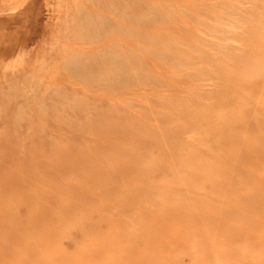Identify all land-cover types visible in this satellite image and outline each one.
Wrapping results in <instances>:
<instances>
[{
  "label": "rangeland",
  "instance_id": "1",
  "mask_svg": "<svg viewBox=\"0 0 264 264\" xmlns=\"http://www.w3.org/2000/svg\"><path fill=\"white\" fill-rule=\"evenodd\" d=\"M9 1L0 40L33 35L0 61L29 74L12 85L30 94L0 90V142L18 145L0 147V200L15 201L0 205V264H264V0H123L140 25L122 32V63L93 66L121 70L117 92L93 73L92 87L75 83L60 59L44 65L60 47L75 53L55 40L67 0L3 12ZM11 155L31 177L7 179Z\"/></svg>",
  "mask_w": 264,
  "mask_h": 264
},
{
  "label": "bare ground",
  "instance_id": "2",
  "mask_svg": "<svg viewBox=\"0 0 264 264\" xmlns=\"http://www.w3.org/2000/svg\"><path fill=\"white\" fill-rule=\"evenodd\" d=\"M33 1V0H32ZM31 1V2H32ZM38 1V0H37ZM46 1H48V0H46ZM57 1H59V0H57ZM69 1V3L67 4V2ZM122 1L123 0H92V3H91V6H85V5H83L82 4V2H81V0H67V1H65V5L63 6V8H64V10L63 11H61L60 10V12H62L61 14H62V16L64 17V23H59V28H58V30H57V32L56 33H58V36L59 37H57V38H55V40L58 42V43H60V42H63L64 44H66V45H68V46H72L73 45V47H75V48H73V50H75V53H72L71 51L69 52V48L68 49H64V48H59V49H55L54 51H52V52H50V51H48V52H50L49 54H48V56L50 57L49 59H47V57H45V59H43V60H45L44 61V63H42V64H44V65H48V64H50V63H52V62H57L56 60L57 59H60V60H58V64L57 63H54V64H57V65H54V68L55 67H57V69L56 70H62V71H64V72H66L65 74H68L69 76H70V78L72 79V80H74V82L77 80L80 84H81V86H82V84H88V85H90L91 86V84H92V81L93 82H95L96 80H97V82H100V84L99 83H97L98 85L96 86L97 88H100L101 87V90H103V92H107V90H111V91H118L119 89L121 90V78H120V76H121V70H118V71H116V72H109V71H107V74L109 75V76H102V77H100V76H98L97 74H96V69H94L93 68V66L95 67V68H99L100 66H102V67H104L103 66V64H105V63H111V64H113L114 66H117V64L116 63H118V64H120V63H122V32H126V30H124V29H127L128 31H130V30H132V29H134L135 27H137V25H140L139 23H140V19L138 20L137 18L138 17H135V8L134 7H129L128 6V10L126 11L125 9H124V7H123V5H122ZM31 2H29L28 4H26L25 6H24V9H21L20 11L18 10V11H16L17 13H20V14H24L25 12H26V10H28L29 8H28V6L31 4ZM124 3H125V1H124ZM126 3H128V2H126ZM141 3V2H140ZM166 3H167V1H166ZM165 3V4H166ZM87 4H89V3H87ZM129 4H130V2H129ZM94 7H93V6ZM16 6H18V0H10L9 1V3H8V5L7 6H5V8H2L1 10H3V12L4 11H6L7 9H9L10 7L11 8H15ZM0 7H2V6H0ZM52 7H54V6H52ZM10 8V9H11ZM60 8V6L58 5L57 6V9L55 10V9H53V11H55V12H57V15L59 14L60 15V12H59V9ZM141 8H143V7H141ZM18 9H19V7H18ZM91 10H98V11H102V12H104V13H102L101 14V16L100 15H97L96 17L98 18L97 20H94L93 18H92V14H93V11H91ZM105 10H107V11H109V13H110V15H111V17H108V16H110V15H108V16H105ZM12 11V10H11ZM126 11V12H125ZM149 11V10H148ZM15 13V12H14ZM52 13V12H51ZM127 13V14H126ZM19 14V15H20ZM126 14V15H125ZM137 15V14H136ZM61 16V15H60ZM95 17V18H96ZM101 17V18H100ZM104 17H106V18H104ZM107 18H111V20H109V19H107ZM121 19V20H123V21H125V23L126 22H128V24H129V27L128 28H126L124 25H122V24H117V23H115V20H117V19ZM144 18V17H143ZM180 18V17H179ZM93 19V20H92ZM161 19V18H160ZM179 21V20H178ZM60 22H62V21H60ZM155 23V22H154ZM158 23V22H157ZM200 23V22H199ZM218 23V22H217ZM146 24V23H145ZM150 24V23H149ZM153 24V23H152ZM203 24V23H202ZM55 26H57V25H55ZM148 26V25H147ZM106 27V28H105ZM15 34V33H14ZM17 34H18V36H17ZM17 34L16 35H14V36H7V34L5 35V34H3V35H5V37L6 38H3V35H1V37L3 38V39H1L0 40V61L1 60H5L6 59V57L11 53H13L14 51H16V50H23L22 48H24V46H25V39H27L28 38V36H32L33 34H31V33H29V32H17ZM202 34V33H201ZM220 34V33H219ZM9 35V34H8ZM124 35V34H123ZM218 35V34H217ZM51 36V35H50ZM14 37V38H13ZM47 37V36H46ZM217 37V36H216ZM145 39H149V38H145ZM45 41H46V39H45ZM161 42V41H160ZM51 43V42H50ZM145 43V42H144ZM141 44V43H140ZM154 44V43H153ZM152 44V45H153ZM157 44V43H156ZM52 45H54V44H52ZM52 45H51V48H52ZM114 46H116V49L114 50V51H110L109 50V47H114ZM168 47H169V45H167ZM49 47V46H48ZM55 47V46H54ZM150 47V46H149ZM50 48V47H49ZM43 50V49H42ZM48 50V49H47ZM94 50V51H93ZM77 51V52H76ZM156 51V50H155ZM67 52H69V53H67ZM97 53H98V55H99V57L102 59L100 62H97V61H91L92 60V57H94V58H96V57H98V55H97ZM15 54V53H14ZM44 54V53H43ZM92 54V55H91ZM156 54V53H155ZM92 57H91V56ZM124 55V54H123ZM152 55V54H151ZM16 55H10V57L11 58H9V59H11V61L13 62L14 61V59L16 58L15 57ZM173 56V55H172ZM8 58H7V62L9 61L8 60ZM36 58V57H35ZM154 58V57H153ZM161 58V57H160ZM53 59V60H52ZM172 59V58H171ZM19 60V59H18ZM42 60V61H43ZM81 60H86V62L83 64L82 63V61ZM133 60V59H132ZM159 60V59H158ZM10 62V61H9ZM12 62H10V63H12ZM39 62V61H38ZM41 62V61H40ZM1 63H2V61H1ZM6 63V62H5ZM4 63V64H5ZM96 63V64H95ZM141 63V62H140ZM3 64V63H2ZM8 64V63H7ZM7 64H6V66H7ZM142 64V63H141ZM9 66H10V64H8ZM22 65V64H21ZM41 65V64H40ZM43 66V65H42ZM42 66H40V67H42ZM49 66V65H48ZM50 66H51V64H50ZM141 66V65H140ZM12 67H14L13 65H12ZM39 67V66H38ZM37 67V68H38ZM3 68V67H2ZM2 68H0V90L1 91H4L6 94H8V93H11V92H16V93H19V90L21 91V95H23V94H25L26 96H27V94H28V96L30 95L29 94V90H27L25 87H28V85H23V86H21V87H19L20 89H18L17 87H15L14 85H12L13 83H16V82H19V80L21 81L22 79H18V77H21L22 76V74L24 73H22L21 71V69H19L20 70V72L19 71H15V70H13L12 69V71L13 72H11V73H9V71H11V67H10V70L7 68L6 70H9L7 73H6V71H4V70H2ZM44 68V67H43ZM47 68V67H46ZM53 68V67H52ZM60 68V69H59ZM105 68V67H104ZM137 68V67H136ZM40 69V68H39ZM49 69V68H48ZM183 69V68H182ZM27 70V69H26ZM41 70V69H40ZM44 70H45V68H44ZM54 70V69H53ZM15 71V72H14ZM23 71H24V69H23ZM42 71V70H41ZM115 71V70H114ZM17 72H19V74H17ZM45 72V71H44ZM48 72V71H47ZM88 74V73H93L94 74V76H95V78H96V80L94 81V80H89V79H92L94 76L93 75H90V76H87V77H85V78H82L83 76H82V74ZM25 74V73H24ZM26 74H27V72H26ZM25 74V75H26ZM45 74V73H44ZM53 74V73H52ZM182 74V73H181ZM27 75H29V74H27ZM59 75V74H58ZM67 75V76H68ZM54 76V74L52 75V77ZM68 76V77H69ZM125 76V75H124ZM157 76V75H156ZM40 77V76H39ZM91 77V78H90ZM33 78V77H32ZM140 78V77H139ZM153 78V77H152ZM29 79V78H28ZM35 79H37V78H34V80ZM51 79V78H50ZM70 79V80H71ZM156 79V78H155ZM27 80V79H26ZM128 80V79H127ZM25 81V80H24ZM37 81V80H36ZM53 81V80H52ZM140 81V80H139ZM155 81V80H154ZM7 82V85H5L4 83H6ZM30 82V84H31V82H33V81H29ZM132 82V81H131ZM22 83H23V81H22ZM25 83H26V81H25ZM71 83V82H70ZM75 83H77V82H75ZM78 83V84H79ZM96 83V82H95ZM133 83V82H132ZM134 83H135V81H134ZM138 83V82H137ZM146 83V82H145ZM28 84V83H27ZM30 84H29V86H30ZM35 84V83H34ZM38 84H39V82H38ZM79 84V85H80ZM124 84V82L122 83V85ZM159 84V83H158ZM35 85H37V84H35ZM52 85V84H51ZM62 85V84H61ZM78 85V86H79ZM133 85V84H132ZM137 85V84H136ZM141 85V84H140ZM150 85V84H149ZM160 85H161V83H160ZM34 86V85H33ZM39 86H40V84H39ZM44 86V85H43ZM47 86V85H46ZM93 86V85H92ZM91 86V87H92ZM111 86V87H110ZM129 85H127V87H128ZM145 86H147V85H145ZM144 86V87H145ZM151 86V85H150ZM149 86V87H150ZM159 86V85H158ZM37 87H38V85H37ZM45 87V86H44ZM49 87V86H48ZM57 87H59V85L57 86ZM56 87V89L55 90H58V91H60V90H62V89H58ZM64 87V86H63ZM86 87V86H85ZM148 87V86H147ZM153 87V86H152ZM155 87V86H154ZM45 88H47V87H45ZM50 88V87H49ZM48 88V89H49ZM94 88V87H93ZM167 88V87H166ZM169 88V87H168ZM33 89V88H32ZM39 89V88H38ZM76 89V88H75ZM55 90H52V92L53 91H55ZM64 90V89H63ZM122 90H123V87H122ZM121 90V91H122ZM137 90V89H136ZM48 90H46V92H47ZM57 91V92H58ZM64 91H66V89L64 90ZM69 91V90H68ZM110 91V92H111ZM149 91V90H148ZM35 92V91H34ZM45 92V93H46ZM70 92V91H69ZM72 92H75V93H73L74 94V97L76 96V94H77V92L75 91V90H72V88H71V93ZM39 93V92H38ZM44 93V94H45ZM63 93V92H62ZM62 93H59L57 96H61V94ZM70 93V94H71ZM99 93H101V91L99 92ZM162 93H163V91H162ZM43 94V93H42ZM52 94V93H51ZM55 94H57V93H55ZM73 94L71 95V96H73ZM80 94V93H79ZM53 95V94H52ZM84 95H85V93H84ZM31 96H33V95H31ZM62 96L63 97H65L66 98V95H63L62 94ZM70 96V95H69ZM167 96V95H166ZM10 97V96H9ZM14 97V96H13ZM19 97V96H18ZM43 97V96H42ZM62 97V98H63ZM73 97V98H74ZM7 98H8V96H7ZM19 98H21V97H19ZM28 98V97H27ZM31 98V97H30ZM29 98V99H30ZM35 97H33V98H31V99H34ZM38 98V97H37ZM59 98V97H58ZM64 98V99H65ZM42 99V98H41ZM60 99V98H59ZM67 99V98H66ZM75 99V98H74ZM84 99H86V96H85V98ZM36 100V99H35ZM62 100L63 99H61V102H62ZM87 100V99H86ZM86 100H84V101H86ZM144 100V99H143ZM161 100V99H160ZM163 100V99H162ZM26 101L28 102V99H26ZM33 101V100H32ZM54 101V100H53ZM83 101V102H84ZM26 102V103H27ZM34 102V101H33ZM64 102V101H63ZM62 102V103H63ZM75 102H77L76 100H75ZM74 102V103H75ZM83 102H81L82 103V108H80V109H77L78 108V106H77V110H81V109H85L86 110V103H85V105L86 106H84L83 107ZM166 102V101H165ZM38 103V102H37ZM61 103V104H62ZM121 103V102H120ZM129 103V102H128ZM164 103V102H163ZM43 104V103H42ZM60 103H58V105H59ZM67 104V103H66ZM77 104V103H76ZM33 105H35L34 103H33ZM63 105V104H62ZM68 105V104H67ZM42 106V105H41ZM41 106H40V108H41ZM45 106V105H44ZM43 106V107H44ZM57 106V105H56ZM89 106H92V105H89ZM94 106V105H93ZM111 106H113V105H111ZM20 107V106H19ZM19 107H17V108H19ZM27 107V106H26ZM29 107V106H28ZM36 107V106H35ZM53 107V106H52ZM64 107V106H63ZM62 107V108H63ZM95 107V106H94ZM106 107V106H105ZM20 108H22V107H20ZM54 108L56 109V107H55V105H54ZM53 108V109H54ZM68 108H70L69 106H68ZM111 108V107H110ZM36 109H38V108H36ZM75 109V108H74ZM88 109V108H87ZM112 109H115L114 107L112 108ZM39 110V109H38ZM149 110V109H148ZM40 112H41V110H39ZM38 111V112H39ZM46 111V110H45ZM58 111V110H57ZM63 111V110H62ZM73 111V110H72ZM81 111H83V110H81ZM106 111H109V110H106ZM166 111V110H165ZM60 112V111H59ZM167 112V111H166ZM22 113V112H21ZM43 113H45V112H43ZM63 113H65V112H63ZM82 113V112H81ZM84 113V112H83ZM36 114V113H35ZM66 115V114H65ZM26 116V115H25ZM42 116V115H41ZM56 116H57V114H56ZM62 116V115H61ZM22 117V116H21ZM70 116H68V118H69ZM54 118H56L55 116H54ZM58 118V117H57ZM56 118V119H57ZM61 118V117H60ZM85 118V117H84ZM59 119V118H58ZM63 119V118H62ZM61 119V120H62ZM64 119H65V117H64ZM63 119V120H64ZM76 119V118H75ZM65 120H67V119H65ZM87 120V119H86ZM68 121H70V120H68ZM83 121V120H82ZM82 121H80V122H82ZM67 122V121H66ZM77 122H78V124L80 123L78 120H77ZM54 123V122H53ZM68 123V122H67ZM70 124H71V122H70ZM73 124V123H72ZM54 126H58V127H60L59 125V123H56V124H53ZM80 126H81V124H79ZM87 126V125H86ZM71 127V126H70ZM89 127V126H88ZM41 128H43V126H41ZM81 130V129H80ZM79 132V131H78ZM83 135H84V132H81ZM82 134H80V135H82ZM85 134L87 135L88 133L87 132H85ZM90 135V134H89ZM85 136V135H84ZM89 137V136H88ZM51 139V138H50ZM51 142V141H50ZM49 142V143H50ZM7 146H5V144L3 145L1 142H0V147H2V148H8L9 150L8 151H11V152H14V151H18L17 149V147H18V145H17V142H14V143H7L6 144ZM20 149H22L21 147H20ZM67 152H69V151H67ZM58 154H60V156H65L67 153L65 152V151H63L62 149H59V151H58ZM10 158L12 159V160H14L16 163H17V165L13 168V172L12 173H10L8 176H6V177H8L7 179H10V180H12V178H15V177H17V178H20V176L23 178V177H31V174H29V175H27V176H22L21 174H19V169H18V165H20L21 166V169H22V165H24V162H21L20 160H18V158L16 157H14V156H10ZM16 159V160H15ZM16 169V170H15ZM68 169L66 168V169H64L63 171H60V172H57V173H55L56 175H58V177H61L60 175H63V174H65V172L67 171ZM1 180H4L5 181V179L4 178H2V179H0V181ZM26 185V184H25ZM10 184H8L7 186H5L4 187V189L5 190H11L10 189ZM27 186L28 187H30V185H28L27 184ZM54 188H51V189H49L50 190V192H49V194H52V195H55L56 194V191L55 190H53ZM57 189V188H56ZM59 191V190H58ZM1 194V193H0ZM14 200L13 201H11V199L9 198V199H6L5 201H2V200H0V205H2V206H4V207H6V208H12L15 204H14ZM126 203V202H125ZM127 206V205H126ZM68 207V206H67ZM66 208H64V210H65ZM9 219H11V218H9ZM1 222V221H0Z\"/></svg>",
  "mask_w": 264,
  "mask_h": 264
}]
</instances>
